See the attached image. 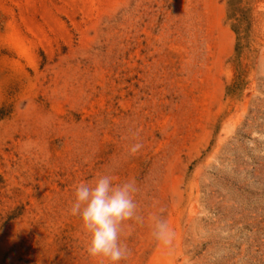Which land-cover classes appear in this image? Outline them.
I'll use <instances>...</instances> for the list:
<instances>
[{
    "label": "rangeland",
    "instance_id": "1",
    "mask_svg": "<svg viewBox=\"0 0 264 264\" xmlns=\"http://www.w3.org/2000/svg\"><path fill=\"white\" fill-rule=\"evenodd\" d=\"M102 173L121 264H264V0H0V264H104L69 213Z\"/></svg>",
    "mask_w": 264,
    "mask_h": 264
},
{
    "label": "clouds",
    "instance_id": "2",
    "mask_svg": "<svg viewBox=\"0 0 264 264\" xmlns=\"http://www.w3.org/2000/svg\"><path fill=\"white\" fill-rule=\"evenodd\" d=\"M142 144H134L130 152H138ZM134 181L117 182L112 174L102 173L93 183L81 182L74 188L69 213L78 217L81 230L87 235L86 254L104 264H121L128 256L121 242L122 225L136 216ZM153 237L165 244L171 241L166 221L158 220Z\"/></svg>",
    "mask_w": 264,
    "mask_h": 264
}]
</instances>
